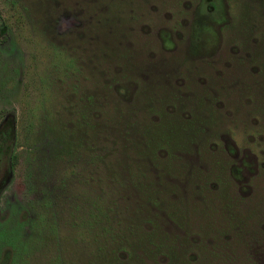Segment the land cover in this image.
Returning <instances> with one entry per match:
<instances>
[{"label":"rangeland","instance_id":"374dc122","mask_svg":"<svg viewBox=\"0 0 264 264\" xmlns=\"http://www.w3.org/2000/svg\"><path fill=\"white\" fill-rule=\"evenodd\" d=\"M0 152V264H264V0H0Z\"/></svg>","mask_w":264,"mask_h":264},{"label":"trees","instance_id":"16d2710c","mask_svg":"<svg viewBox=\"0 0 264 264\" xmlns=\"http://www.w3.org/2000/svg\"><path fill=\"white\" fill-rule=\"evenodd\" d=\"M8 156V154H5V156ZM3 157H4V155L2 156V152H0V160H2L3 159Z\"/></svg>","mask_w":264,"mask_h":264}]
</instances>
